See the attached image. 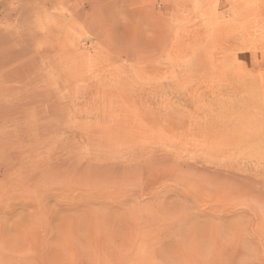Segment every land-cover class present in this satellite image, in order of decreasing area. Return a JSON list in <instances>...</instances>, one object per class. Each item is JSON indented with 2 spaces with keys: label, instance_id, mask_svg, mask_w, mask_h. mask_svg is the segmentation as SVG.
<instances>
[{
  "label": "rangeland",
  "instance_id": "1",
  "mask_svg": "<svg viewBox=\"0 0 264 264\" xmlns=\"http://www.w3.org/2000/svg\"><path fill=\"white\" fill-rule=\"evenodd\" d=\"M0 264H264V0H0Z\"/></svg>",
  "mask_w": 264,
  "mask_h": 264
}]
</instances>
